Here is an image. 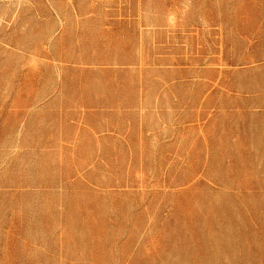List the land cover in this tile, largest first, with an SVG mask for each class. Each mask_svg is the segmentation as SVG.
<instances>
[{"label": "rangeland", "instance_id": "1", "mask_svg": "<svg viewBox=\"0 0 264 264\" xmlns=\"http://www.w3.org/2000/svg\"><path fill=\"white\" fill-rule=\"evenodd\" d=\"M0 264H264V0H0Z\"/></svg>", "mask_w": 264, "mask_h": 264}]
</instances>
